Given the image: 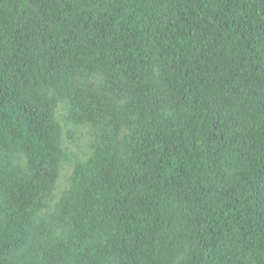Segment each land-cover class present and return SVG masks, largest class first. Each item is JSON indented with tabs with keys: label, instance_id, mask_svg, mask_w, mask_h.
<instances>
[{
	"label": "trees",
	"instance_id": "1",
	"mask_svg": "<svg viewBox=\"0 0 264 264\" xmlns=\"http://www.w3.org/2000/svg\"><path fill=\"white\" fill-rule=\"evenodd\" d=\"M0 264H264V0H0Z\"/></svg>",
	"mask_w": 264,
	"mask_h": 264
},
{
	"label": "rangeland",
	"instance_id": "2",
	"mask_svg": "<svg viewBox=\"0 0 264 264\" xmlns=\"http://www.w3.org/2000/svg\"><path fill=\"white\" fill-rule=\"evenodd\" d=\"M76 134H78V132H76ZM84 137H81V140H83ZM72 145H68L69 147V152L70 153H73V155H75V157L79 156V153L82 154L83 152V147L80 146L79 149L77 150V144H74V143H71ZM70 169H71V165L68 164L66 165V167L63 169L62 173H61V186H62V182H63V177H66L67 175H69V172H70Z\"/></svg>",
	"mask_w": 264,
	"mask_h": 264
}]
</instances>
